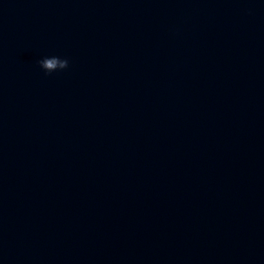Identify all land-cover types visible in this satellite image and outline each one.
<instances>
[{
  "label": "water",
  "instance_id": "water-1",
  "mask_svg": "<svg viewBox=\"0 0 264 264\" xmlns=\"http://www.w3.org/2000/svg\"><path fill=\"white\" fill-rule=\"evenodd\" d=\"M0 264H264V0H0Z\"/></svg>",
  "mask_w": 264,
  "mask_h": 264
},
{
  "label": "clouds",
  "instance_id": "clouds-1",
  "mask_svg": "<svg viewBox=\"0 0 264 264\" xmlns=\"http://www.w3.org/2000/svg\"><path fill=\"white\" fill-rule=\"evenodd\" d=\"M38 64L45 71V73H52L66 69L69 61L58 56H51L41 59L38 61Z\"/></svg>",
  "mask_w": 264,
  "mask_h": 264
}]
</instances>
